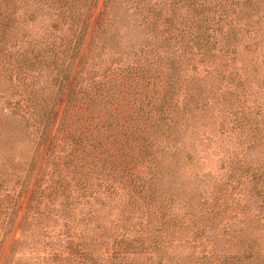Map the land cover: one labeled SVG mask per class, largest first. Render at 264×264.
<instances>
[{"label":"trees","instance_id":"16d2710c","mask_svg":"<svg viewBox=\"0 0 264 264\" xmlns=\"http://www.w3.org/2000/svg\"><path fill=\"white\" fill-rule=\"evenodd\" d=\"M97 2L0 0V186L19 177V134L59 170L71 157L59 141L71 139L96 177L54 179L50 205L80 209L87 226L106 208H133V226L115 230L117 259L69 242L68 264H264V60L238 65L242 46L264 55V0H106L93 23ZM63 105L67 122L50 138ZM211 157L219 176L203 168ZM11 189L0 215L15 212ZM97 228L96 239L109 233Z\"/></svg>","mask_w":264,"mask_h":264},{"label":"rangeland","instance_id":"374dc122","mask_svg":"<svg viewBox=\"0 0 264 264\" xmlns=\"http://www.w3.org/2000/svg\"><path fill=\"white\" fill-rule=\"evenodd\" d=\"M105 1L106 0H98L96 6L93 8V23H95L103 12ZM39 27L40 26L35 27L36 31L42 33ZM132 34L140 38L139 33L133 32ZM85 52L82 55H84ZM240 54L241 55L238 57V65L246 63L249 71H252L256 61L262 62L264 60L263 51L261 50H246L242 46L240 48ZM90 60L91 56L88 58L87 64L81 66V58L73 68L71 77L74 78L77 72L84 68L86 69ZM96 67L97 72L101 75L103 73V68L101 66ZM259 69L260 79L263 81L264 66L261 65ZM97 78L99 79V75ZM30 79L32 80V78ZM220 100L222 103L217 104L215 109L219 111L224 107L228 108L227 104L224 103L225 100L223 98H220ZM63 107L64 105L60 109V115L56 119L50 138H54L60 126L63 128L64 121L67 119L65 116L62 117ZM74 118L75 115H73L70 121L72 122ZM89 118L90 116L86 117V119ZM61 132L62 135H65L63 129ZM19 136L17 139L13 140L16 142V148L19 153H16L14 156V160L18 162V167L15 169L16 172H19V177H14L13 180L12 177H10L9 180L7 178H1L3 183L0 186V195H4L8 188H13L10 193L15 196L13 202H16V206L12 216L11 214L0 215V226L3 223H5L4 226L8 224L6 228L10 230L8 236L3 240L0 250V264H68V257L70 258L74 254L67 255L69 251H65L69 242H71L73 247L75 244L77 249H84V251L87 250L89 246L95 247V249L98 250V252L95 250V253L102 252L104 254H110V259H117L118 257L113 250L119 246L118 241L120 238L114 237L117 234L115 230H117L116 228H120L121 231H124L128 226L132 228L133 223H126L128 226H125V221L127 216H133L130 213L133 208L128 209V211L124 213H120L121 209H119L118 206L115 209L113 208V210L106 208V212L103 214L105 219H95V221H90L92 225L87 226V220L83 223L77 221V212H79L80 209H66L65 211H61V208L56 207L58 205L51 206V201L55 196L52 195L50 198L44 196L48 194L47 190H44L52 184L54 179L66 176L64 180H69L73 184H77L78 179L81 180L82 178L83 180L94 181L92 178L96 177L97 168L90 166V172L87 171L85 165L81 162V156L86 157L85 153H82V155H80V153L73 157L79 150H73L76 147L71 139L59 141L60 145L58 150H60V154L63 156L71 154V157H68V159L64 157L66 166L59 170L49 163V155L46 154L45 145H39L38 147V144L30 141L28 137L20 138ZM20 154L23 156L21 169L25 170L24 177L26 178H20ZM33 158L34 160L32 161ZM218 159L219 157H211L203 167L205 172H210L211 170L212 174L219 176L222 171L220 170L221 163ZM115 179L118 181L121 180L117 175ZM35 192L36 195H34ZM42 192L44 193L41 195ZM123 195L124 191L119 190L113 197L119 198ZM98 226H106L107 232L109 233L96 239L94 234H97L100 230V228H97ZM85 227L91 230H88V233H86ZM111 228H113V230H111ZM103 233L104 231L100 232V234ZM167 249L169 254L174 256L176 253L179 254L180 248L174 243L172 246H168ZM63 251H65V253ZM190 251L189 247L183 246L181 248V252H183L184 255H188ZM134 252L135 251L131 250L129 257H137ZM54 255H60V257H55ZM125 262L127 264H137L136 260L130 258L126 259Z\"/></svg>","mask_w":264,"mask_h":264}]
</instances>
